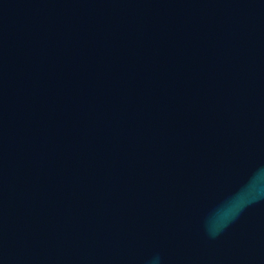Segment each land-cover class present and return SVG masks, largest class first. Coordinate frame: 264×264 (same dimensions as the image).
<instances>
[{
	"label": "water",
	"instance_id": "95a60500",
	"mask_svg": "<svg viewBox=\"0 0 264 264\" xmlns=\"http://www.w3.org/2000/svg\"><path fill=\"white\" fill-rule=\"evenodd\" d=\"M0 264H264V0H0Z\"/></svg>",
	"mask_w": 264,
	"mask_h": 264
},
{
	"label": "clouds",
	"instance_id": "9594fccd",
	"mask_svg": "<svg viewBox=\"0 0 264 264\" xmlns=\"http://www.w3.org/2000/svg\"><path fill=\"white\" fill-rule=\"evenodd\" d=\"M235 206H236V203L233 204V207H235Z\"/></svg>",
	"mask_w": 264,
	"mask_h": 264
}]
</instances>
